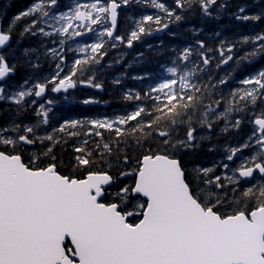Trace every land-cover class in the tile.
Masks as SVG:
<instances>
[{
	"label": "snow or ice",
	"instance_id": "snow-or-ice-1",
	"mask_svg": "<svg viewBox=\"0 0 264 264\" xmlns=\"http://www.w3.org/2000/svg\"><path fill=\"white\" fill-rule=\"evenodd\" d=\"M141 3L155 11L128 15ZM197 9L202 24L225 14L264 23V0H67L63 8L33 0L0 28V264H264V66L235 75L264 59V28L233 40L220 25L180 48L145 44L164 62L131 76L151 83L121 92L123 115L55 118L58 101L36 99L80 85L102 90L108 46L127 50L161 31L203 33L181 28ZM122 13L131 21L124 33ZM17 27L18 45L37 41L19 56ZM237 45L251 51L234 58ZM145 59L137 52L133 63ZM43 62L54 70L39 75ZM130 67L111 83L121 85ZM22 68L31 75L16 83ZM29 113L34 122H24Z\"/></svg>",
	"mask_w": 264,
	"mask_h": 264
},
{
	"label": "trees",
	"instance_id": "trees-1",
	"mask_svg": "<svg viewBox=\"0 0 264 264\" xmlns=\"http://www.w3.org/2000/svg\"><path fill=\"white\" fill-rule=\"evenodd\" d=\"M246 2H250V0H244L242 3H246ZM27 3H28V0H17V2L12 3V7H10V8L5 7V9H4L5 10V12H4L5 19L3 21V22H5V23H3V26L5 29L9 25V23L6 22L7 19L9 17H13L16 13H18L20 11V8L25 6ZM132 8H133V11H131L128 15H133L135 18H139V16L141 14H152V12L155 11L154 9H150V8L145 10L144 5L142 3L141 4H133ZM230 11H234V10H230ZM253 11H255V10L253 9ZM225 15H227V14H225ZM194 21H198V24L195 25V27H198L197 25L200 24L198 9L196 11V14L188 22H190L192 24V22L194 23ZM185 22L186 21L181 23V27L185 25ZM26 23H28V21L22 22V24H26ZM247 23L248 22H240L238 24V28H239L238 37H240V35H246V34L250 33L247 31V28L250 24L249 23L247 24ZM215 24H216L215 20H212L210 22L202 24L203 25L202 28L204 29L203 33L215 31V29H214ZM250 26H251V29H253V26L256 29L264 28V23L258 22L257 24L250 25ZM130 27H131V21L126 22V14L122 13L121 14V22H120V26H119L120 33H124L126 31V29L130 28ZM172 30L178 31V29H176L174 26L172 27ZM19 31H20V28L17 27L15 32L12 34V43L13 44H17ZM194 35L198 38L204 36L200 32L195 33ZM192 36H191V32H188V33H183L182 35L175 36V37L167 35L162 39H153V40L151 39V40H149V38H146L145 40L151 41L150 43H148V42L147 43L148 44L153 43L154 46H159L161 40H163L165 46H167L169 48L173 47V46L180 48L181 45H184L188 42H191L190 38ZM20 42H21V45H20V43H19V45L17 44L19 47V53L16 54L17 56H19L20 51L22 50L23 47L28 46L29 44H31V46H36V43H37V41L35 39H33L32 41L21 40ZM147 43H145V44H147ZM135 44H136V42H134V46H135ZM145 44L143 42L137 43V51L133 52V54L134 53L137 54V52H145V54H146L145 62L143 63V65H141L139 67V69L136 68V65H137L136 63H134L130 68H128L127 69L128 74H127V76H125L126 79H125V77L122 78L121 85H113L111 83V80L114 77H116L117 74L120 75L121 72L125 71V68H124L125 64L122 65V63L117 64V63L113 62L114 65H113L112 70L104 68V71L97 73L98 82H102L104 85L102 90L94 89V91H93L94 92V94H93L94 98L96 100L100 101L99 105L98 104L97 105L96 104L80 105V103L78 102L80 92H86V89L81 87V86H78L77 89L71 91V94H72L71 96H74L76 98L75 102H73L72 104H76V105L69 104L68 106L64 107L65 111L62 113L65 116H68L71 118L72 117L81 118L82 116L92 117V116H96V115L102 114V113H106V115H109L111 113V111L115 108L120 109L121 111H122V109H125L126 105H125V102L121 98V92L128 90V89H132L133 91H140L141 93H143V90L148 86L149 83H151V81H149L147 79H145L143 82L131 79V72H134L136 70L135 71L136 73L143 74L145 70L150 71V70L155 69V67H153L152 64L156 65V64L162 63L164 61L163 56L156 57L154 55L149 54L145 48ZM238 47L244 48V52L245 51H251V50L247 49L245 47V45H239ZM42 53H43V50H41V61H44V57H43ZM127 53H128L127 56L129 57V58H127V60H133L134 57H133V55L129 49H127ZM110 56H111V53L108 52V54L104 57V59L102 61V66H104L105 62H108L107 59ZM71 58L72 57H70V56L66 57V59L69 61V63H71ZM112 61H115V60H112ZM127 64L128 63H126V65ZM47 65H48L47 62H43L42 67H45ZM65 71H67V69H65ZM128 110L130 111L131 108L129 107ZM24 118L26 119V117H24ZM24 122H26V121H24ZM248 127H249V125L245 124L243 126L242 131L248 130ZM247 132H250V131H247ZM105 136L107 138V134H105ZM222 142H223V140H221V143ZM73 146H74V142L69 141L68 145L66 146L67 147L66 156L71 154Z\"/></svg>",
	"mask_w": 264,
	"mask_h": 264
},
{
	"label": "flooded vegetation",
	"instance_id": "flooded-vegetation-1",
	"mask_svg": "<svg viewBox=\"0 0 264 264\" xmlns=\"http://www.w3.org/2000/svg\"><path fill=\"white\" fill-rule=\"evenodd\" d=\"M8 1H10V0H8ZM8 1H6V0H3V1H0V11H1V7H3V2H4V5H5V3L6 2H8ZM33 2V0H28V2ZM244 0H233V3L235 4V3H242ZM230 10H235L234 8L233 9H230ZM200 22V21H199ZM216 22V24H215V30H218L219 29V26L220 25H228L229 27L227 28V29H225V31H224V35L225 36H228L230 39H233V40H237V39H239L240 37H238V35H233V33H236L237 32V27H238V24L241 22V21H236L235 20V18L234 17H230V16H228V15H223V16H221V19L219 20V21H215ZM0 23H1V25H2V28H4V26H3V23H5V22H3V20H2V18H1V16H0ZM250 25H253V23L252 22H248ZM247 23V24H248ZM258 22H255L254 24H257ZM196 24H198V21H194V23L192 22V24L190 23V22H188V21H186L185 22V26H182L181 28H193V27H195V25ZM248 26V28H247V31L248 32H251L252 31V29H251V26ZM198 27H195V28H202L203 27V25L201 24V22H200V24L199 25H197ZM250 27V28H249ZM5 29V28H4ZM184 33H188V32H184ZM197 33H199V32H197ZM201 33V32H200ZM201 34H203V35H205L206 33H201ZM192 35H194L193 33H191V36ZM198 38V37H197ZM200 38H203V36L202 37H200ZM221 38H223V37H221ZM143 43H144V41H143ZM188 43H190V42H188ZM186 44H184V45H181V47H183V46H185ZM239 45H237L236 47H237V51L235 52V54H234V58H235V56H239V55H242L243 53H244V48H241V47H238ZM13 47H15V50H16V52L17 53H19V48H18V45L16 44L15 46L13 45ZM245 47L247 48V49H249V50H251V47L250 46H246L245 45ZM118 50H119V53H118ZM11 51H12V49H8V50H5V52L10 56V53H11ZM124 51V48H119V49H117V50H115V52H114V55L116 56H120L121 54H124L125 55V53L123 52ZM157 57V56H156ZM261 66H264V59H261V57H257L256 58V62H254L251 66H246L245 68H243V69H241V70H238L237 71V73L235 74L236 76H237V78L238 79H242L243 78V75H242V73H246V72H248V71H252V70H254L255 68H259V67H261ZM46 67V66H45ZM231 67V63L229 64V66H228V68H230ZM54 68H55V65L53 64V65H51V67L50 68H42L41 69V72L39 73V75H46V74H48L50 71H53L54 70ZM221 69H223V70H228V69H226L225 68V66H221ZM28 72H30L28 69H26V68H22V69H18V71H17V73H16V75H15V77H13V79H14V81L16 82V83H19V82H21L22 81V79L23 78H21L22 76H24V74L25 73H28ZM223 74V73H222ZM63 92H61V93H49V94H46V97H45V99L42 101V102H39V103H44L45 101H47L48 99H55V100H57L58 101V103L60 104V102H61V97H63ZM10 103V102H9ZM4 107V105H3V102H0V109H2ZM36 107H38V104L37 105H32V108L33 109H35ZM6 115V114H5ZM26 117V119L23 117V120L24 121H26V122H31V121H34L36 118H35V116H34V114H32V113H29L27 116H25ZM30 117V118H29ZM3 122V119L2 118H0V123H2Z\"/></svg>",
	"mask_w": 264,
	"mask_h": 264
},
{
	"label": "bare ground",
	"instance_id": "bare-ground-1",
	"mask_svg": "<svg viewBox=\"0 0 264 264\" xmlns=\"http://www.w3.org/2000/svg\"><path fill=\"white\" fill-rule=\"evenodd\" d=\"M64 1H65V0H63V2H64ZM15 2H17V0H11V1L6 2L5 5H4V2H3V7H1V11H0V16H1V18H2L3 21H4V19H5V16H4V12H5L4 9H5V7L10 8V7H12V3H15ZM32 3H33V2H30V1H29L25 6H23V7L20 8V11H24V10H26V8H27L28 6H30ZM20 4H21V3H20ZM20 11H19V12H20ZM8 19H9V20H8ZM8 19H7L6 22L9 23L10 20L12 19V17H9ZM184 26H185V25H184ZM167 35H168V34L166 33L165 36H167ZM165 36H164V37H165ZM164 37H163V38H164ZM151 39L153 40V39H162V38L151 37L149 40H151ZM147 42L150 43L151 41L145 40V41H144V44L147 43ZM148 43H147V44H148ZM152 44H153V43H152ZM13 45L15 46L16 44H13ZM20 45H21V42H20ZM13 48L15 49V47H13ZM18 48H19V47H18ZM16 54H17V52H16ZM10 56H11V53H10ZM153 60H154V59H153ZM155 60H156V59H155ZM162 60H163V59H162ZM44 68H46V67H44ZM225 71H226V70H223V69L220 68L219 73L222 74V73H224ZM29 75H31L30 72L25 73L24 76H22L21 78H27V76H29ZM243 133H248V132H247V131H243Z\"/></svg>",
	"mask_w": 264,
	"mask_h": 264
},
{
	"label": "water",
	"instance_id": "water-1",
	"mask_svg": "<svg viewBox=\"0 0 264 264\" xmlns=\"http://www.w3.org/2000/svg\"><path fill=\"white\" fill-rule=\"evenodd\" d=\"M164 31H161V32H156L154 33L153 35H161Z\"/></svg>",
	"mask_w": 264,
	"mask_h": 264
},
{
	"label": "rangeland",
	"instance_id": "rangeland-1",
	"mask_svg": "<svg viewBox=\"0 0 264 264\" xmlns=\"http://www.w3.org/2000/svg\"><path fill=\"white\" fill-rule=\"evenodd\" d=\"M99 30V29H98ZM53 65V64H52ZM160 67V66H159ZM162 70V69H161Z\"/></svg>",
	"mask_w": 264,
	"mask_h": 264
}]
</instances>
